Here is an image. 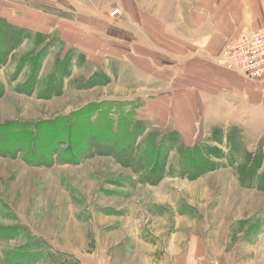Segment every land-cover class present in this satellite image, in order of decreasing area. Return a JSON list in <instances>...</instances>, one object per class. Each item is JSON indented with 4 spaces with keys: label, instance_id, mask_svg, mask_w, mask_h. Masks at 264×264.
Listing matches in <instances>:
<instances>
[{
    "label": "rangeland",
    "instance_id": "obj_1",
    "mask_svg": "<svg viewBox=\"0 0 264 264\" xmlns=\"http://www.w3.org/2000/svg\"><path fill=\"white\" fill-rule=\"evenodd\" d=\"M189 1L0 0V264H264V82Z\"/></svg>",
    "mask_w": 264,
    "mask_h": 264
},
{
    "label": "crops",
    "instance_id": "obj_2",
    "mask_svg": "<svg viewBox=\"0 0 264 264\" xmlns=\"http://www.w3.org/2000/svg\"><path fill=\"white\" fill-rule=\"evenodd\" d=\"M191 2L194 4L190 9V13L193 10L194 14L192 34L199 45L212 44L215 40L221 39L224 47L227 40L242 31L264 27V0H191ZM211 65L214 72L227 74L232 82L236 78V84L244 85L243 78L223 69L218 63ZM186 264L214 263L188 261Z\"/></svg>",
    "mask_w": 264,
    "mask_h": 264
},
{
    "label": "built area",
    "instance_id": "obj_3",
    "mask_svg": "<svg viewBox=\"0 0 264 264\" xmlns=\"http://www.w3.org/2000/svg\"><path fill=\"white\" fill-rule=\"evenodd\" d=\"M111 16L120 9L111 10ZM220 63L240 73L246 80L264 82V28L245 30L226 41Z\"/></svg>",
    "mask_w": 264,
    "mask_h": 264
}]
</instances>
